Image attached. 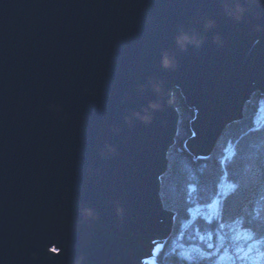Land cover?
Wrapping results in <instances>:
<instances>
[{"label": "water", "instance_id": "obj_1", "mask_svg": "<svg viewBox=\"0 0 264 264\" xmlns=\"http://www.w3.org/2000/svg\"><path fill=\"white\" fill-rule=\"evenodd\" d=\"M174 87L205 155L264 94V0H0V264L143 263Z\"/></svg>", "mask_w": 264, "mask_h": 264}, {"label": "trees", "instance_id": "obj_2", "mask_svg": "<svg viewBox=\"0 0 264 264\" xmlns=\"http://www.w3.org/2000/svg\"><path fill=\"white\" fill-rule=\"evenodd\" d=\"M172 99L179 120L167 152L168 166L160 176V196L165 208L174 212V220L155 257L160 264H221L219 252L224 245L233 246L235 232L247 228L254 236L264 235V118L255 120L264 94L252 92L242 116L224 126L205 155L193 153L187 145L196 108L189 106L179 87H174ZM223 182L228 189L220 214L192 217L191 207L212 201ZM210 234L220 247L213 244L216 248L203 254L209 250Z\"/></svg>", "mask_w": 264, "mask_h": 264}, {"label": "rangeland", "instance_id": "obj_3", "mask_svg": "<svg viewBox=\"0 0 264 264\" xmlns=\"http://www.w3.org/2000/svg\"><path fill=\"white\" fill-rule=\"evenodd\" d=\"M264 118V101L259 106V109L256 113L255 120L256 122ZM190 147V145H189ZM228 189V183H222L217 195L213 198L212 201L207 203L195 204L191 207L190 214L195 216L198 213H202L208 218L213 216H218L221 212V199ZM161 239H154L149 242V245L146 252L151 254L143 257L142 264H160L155 257V252L159 248ZM215 238L211 236V241L208 242L209 250H202L204 253H210L214 247L213 244H217L220 247L221 242H215ZM232 245H224L219 252L218 259L221 261V264H264V235L254 236L253 233L247 228H241L231 238ZM186 255L190 253L184 251Z\"/></svg>", "mask_w": 264, "mask_h": 264}, {"label": "bare ground", "instance_id": "obj_4", "mask_svg": "<svg viewBox=\"0 0 264 264\" xmlns=\"http://www.w3.org/2000/svg\"><path fill=\"white\" fill-rule=\"evenodd\" d=\"M212 235L210 234V237H211ZM168 236H166V237H159V238H157V239H161V243L159 244V248L163 245V242L165 241V239L167 238Z\"/></svg>", "mask_w": 264, "mask_h": 264}, {"label": "snow or ice", "instance_id": "obj_5", "mask_svg": "<svg viewBox=\"0 0 264 264\" xmlns=\"http://www.w3.org/2000/svg\"><path fill=\"white\" fill-rule=\"evenodd\" d=\"M227 2V0H221V3H226ZM179 42V41H178Z\"/></svg>", "mask_w": 264, "mask_h": 264}]
</instances>
